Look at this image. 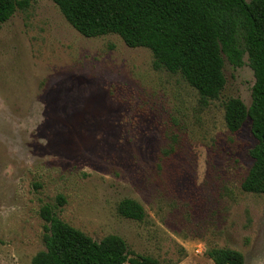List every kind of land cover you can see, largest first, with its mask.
Masks as SVG:
<instances>
[{
    "label": "rangeland",
    "instance_id": "rangeland-1",
    "mask_svg": "<svg viewBox=\"0 0 264 264\" xmlns=\"http://www.w3.org/2000/svg\"><path fill=\"white\" fill-rule=\"evenodd\" d=\"M153 59L118 34L82 35L53 0L0 24V264L45 249V203L97 241L120 235L129 257L215 264L207 251L226 247L264 264V193L242 189L257 139L250 119L232 132L224 118L227 98L251 103L247 54L208 105ZM124 198L143 220L118 212Z\"/></svg>",
    "mask_w": 264,
    "mask_h": 264
},
{
    "label": "trees",
    "instance_id": "trees-1",
    "mask_svg": "<svg viewBox=\"0 0 264 264\" xmlns=\"http://www.w3.org/2000/svg\"><path fill=\"white\" fill-rule=\"evenodd\" d=\"M82 35L118 34L130 47H147L153 67L180 74L199 93L202 105L220 97L226 85L225 63L242 66L244 55L253 70L251 103L229 97L224 118L232 132L247 119L257 143L253 164L242 182L247 192L264 193V0H53ZM30 0H0V24ZM60 202L65 200L59 197ZM118 212L143 220V205L122 199ZM45 220V249L32 264H160L151 256L129 257L126 240L108 234L100 241L59 217L50 203L40 209ZM207 254L215 264H245L235 249L214 247Z\"/></svg>",
    "mask_w": 264,
    "mask_h": 264
}]
</instances>
